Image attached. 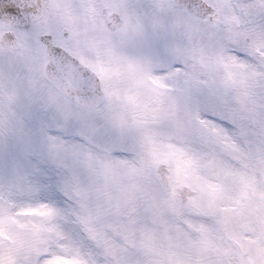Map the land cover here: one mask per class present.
I'll return each instance as SVG.
<instances>
[{
	"label": "rangeland",
	"instance_id": "obj_1",
	"mask_svg": "<svg viewBox=\"0 0 264 264\" xmlns=\"http://www.w3.org/2000/svg\"><path fill=\"white\" fill-rule=\"evenodd\" d=\"M83 1L52 0L45 20L13 29L19 50L0 49V264H264V108L235 95L264 88V49L217 20L227 9L243 26L264 0H206L211 22L169 0H96V20ZM112 11L123 23L111 33ZM43 32L95 70L106 96L96 110L41 82ZM180 185L196 195L181 203ZM213 204L246 230L225 237Z\"/></svg>",
	"mask_w": 264,
	"mask_h": 264
},
{
	"label": "water",
	"instance_id": "obj_2",
	"mask_svg": "<svg viewBox=\"0 0 264 264\" xmlns=\"http://www.w3.org/2000/svg\"><path fill=\"white\" fill-rule=\"evenodd\" d=\"M171 2L173 6L185 8L199 17L213 12V8L203 0H171ZM48 5V0H0V22L13 26L26 25L41 17L48 9ZM120 23L119 16L112 14L107 26L116 29ZM39 39L45 43V54L49 58L44 68L45 77L75 103L89 109L99 106L103 102L104 93L96 76L65 51L52 46L49 36L42 35ZM0 45L11 49L18 48L16 38L11 32L4 33L0 37ZM156 171L159 173L161 184L169 190L170 183H168L165 164H157ZM178 194L181 201L185 202L187 196L194 195L195 192L188 186H181Z\"/></svg>",
	"mask_w": 264,
	"mask_h": 264
},
{
	"label": "trees",
	"instance_id": "obj_3",
	"mask_svg": "<svg viewBox=\"0 0 264 264\" xmlns=\"http://www.w3.org/2000/svg\"><path fill=\"white\" fill-rule=\"evenodd\" d=\"M255 45L256 46H264V36H262V38H260V39H256ZM263 99H264V96H263ZM215 213H216V215L215 214L212 215V219L219 226L220 225L223 226V230L227 232L226 233L227 236H225V237L231 238V237L236 236L237 234L242 233V230H246V223H245L246 220L242 217L239 218L238 216H236L235 213H233V212L229 213L227 209H221L219 207H217L215 209ZM258 222H260V227H263V222H261V219H258L257 223ZM222 223H224V224H222ZM3 226H4V224L0 220V228H3ZM242 236H243V234H242ZM225 239L227 240L228 238H225ZM256 244L258 246L256 254L257 253L259 254L260 261H262V260H264V258H263L264 257V254H263L264 253V239L263 240L257 239ZM250 247H252V245L248 244V246L246 248L250 249ZM245 255L247 256V258H253V255L250 254V252H245ZM254 258L257 259L256 256H254Z\"/></svg>",
	"mask_w": 264,
	"mask_h": 264
}]
</instances>
